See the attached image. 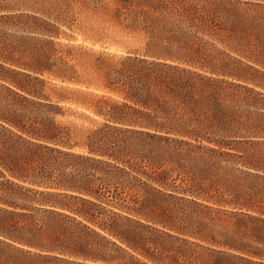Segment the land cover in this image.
<instances>
[{"label":"trees","instance_id":"16d2710c","mask_svg":"<svg viewBox=\"0 0 264 264\" xmlns=\"http://www.w3.org/2000/svg\"><path fill=\"white\" fill-rule=\"evenodd\" d=\"M264 0H0V264H264Z\"/></svg>","mask_w":264,"mask_h":264},{"label":"rangeland","instance_id":"374dc122","mask_svg":"<svg viewBox=\"0 0 264 264\" xmlns=\"http://www.w3.org/2000/svg\"><path fill=\"white\" fill-rule=\"evenodd\" d=\"M264 90V88H262Z\"/></svg>","mask_w":264,"mask_h":264}]
</instances>
